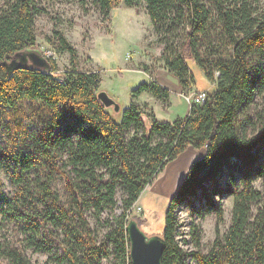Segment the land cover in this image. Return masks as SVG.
<instances>
[{"label": "trees", "instance_id": "obj_1", "mask_svg": "<svg viewBox=\"0 0 264 264\" xmlns=\"http://www.w3.org/2000/svg\"><path fill=\"white\" fill-rule=\"evenodd\" d=\"M77 1L94 4L104 18L122 2H145L165 68L189 93L194 60L212 86L185 117L159 120L148 102L132 99L118 120L98 97L100 71L82 68L77 46L62 30L49 41L58 53L69 52L68 69L60 71L49 56L51 71L30 67L9 75L4 60L37 45L36 19L44 8L40 0H0V121L11 125L13 114L25 110L34 123H18L12 148L2 152L0 169L14 186L11 195H0L2 220L21 230L26 248L50 253L45 264H133L127 226L132 218L140 226L145 221L131 214L134 204L171 161L189 147H204L166 210L162 264H184L188 254L198 264H264V106L252 108L264 95L261 0ZM144 91L164 102L171 97L157 80L142 82L133 98ZM225 194L234 197L225 238L218 235L207 254L188 253L178 238L177 210L186 205L195 214L206 207L221 221L224 209L214 196ZM89 211L104 219L103 237ZM191 232L199 246L197 224ZM0 251L12 264H33L21 246L4 242Z\"/></svg>", "mask_w": 264, "mask_h": 264}, {"label": "rangeland", "instance_id": "obj_2", "mask_svg": "<svg viewBox=\"0 0 264 264\" xmlns=\"http://www.w3.org/2000/svg\"><path fill=\"white\" fill-rule=\"evenodd\" d=\"M259 5L264 12V0H261ZM40 6L44 8V11L36 19L38 42L35 47L41 49L46 56L55 58L60 71L68 69L70 67L69 52L58 53L52 42L49 41V37H53L55 29L62 30L68 39L77 46L82 68L100 71L102 80L99 91H107L121 106L119 111H116L114 107H109L116 119L120 120L123 109L130 105L133 88L150 78L146 72L159 76L164 84L171 89V97L168 102H164L153 93L144 91L139 99L149 100L159 120L172 121L177 117L187 116L193 103L191 104L185 99L184 93L178 92L180 85L178 77L167 68L161 67L164 66V62L158 58H160L162 46L156 41L157 36L146 11L145 2L137 6H129L122 2L120 6L111 10V14L107 18H104V15L94 4L89 3L83 7L77 0H40ZM143 64L148 65V71L142 69ZM190 69L194 74L193 85L195 88L193 87V89H196L195 91L212 86V81L196 61H190ZM257 101L252 108L257 105L259 108L264 106V95L259 96ZM150 111L149 108L148 112L150 113ZM21 112H23L22 116H18V118L16 114H13L15 118L11 125L0 121V160L3 162H5V158L2 156V152L12 148L18 123L25 120L31 127L34 126L33 120L25 116L26 111L22 110ZM196 150L200 151V148H196ZM189 155H181L180 160L186 162ZM173 161L170 162L169 172L172 171L171 168L175 164L172 163ZM178 164H181L180 161ZM186 170V163L179 165L177 172L172 174L166 167L146 186L134 204L131 214H136L145 220L142 221L141 228L147 234H159L163 231L170 199L185 178ZM169 176L172 178L169 179ZM0 178L2 179L0 195L3 192L11 195L14 186L5 169H0ZM56 185L60 189L63 187L59 175H57ZM257 186L262 187L260 180H258ZM214 198L224 209L221 221L218 219V212L214 209L198 208V212L192 214L190 208L183 205L177 210L178 238L181 246L188 253L193 250L209 253L217 236L224 239L230 228L234 197L225 194L215 195ZM258 206L259 203L255 202L253 216L257 213ZM89 217L92 225L103 237L107 230L104 219H98L90 211ZM194 224H197L200 230L199 246L196 245L195 237L191 232ZM23 238L25 236L21 230L14 223L2 220V215H0V246L4 242L21 246L33 264H45L49 261L50 253L36 251L34 247L26 248ZM0 264H12L8 258L2 255L1 251ZM50 264H54V262L50 261ZM105 264H108L107 261ZM184 264H198V262L192 254H188Z\"/></svg>", "mask_w": 264, "mask_h": 264}, {"label": "water", "instance_id": "obj_3", "mask_svg": "<svg viewBox=\"0 0 264 264\" xmlns=\"http://www.w3.org/2000/svg\"><path fill=\"white\" fill-rule=\"evenodd\" d=\"M9 75L15 70L35 67L45 71H51L52 62L41 49L30 47L17 51L4 60ZM99 99L106 107H114L116 111L121 109L118 101L107 91L98 92ZM131 241V258L133 264H162L166 243L160 234H147L139 225L137 219L132 218L127 226Z\"/></svg>", "mask_w": 264, "mask_h": 264}, {"label": "crops", "instance_id": "obj_4", "mask_svg": "<svg viewBox=\"0 0 264 264\" xmlns=\"http://www.w3.org/2000/svg\"><path fill=\"white\" fill-rule=\"evenodd\" d=\"M161 67H163V68H165L164 66H161ZM149 76H150V78L149 79H147L146 81H151V80H157L158 82H160V83H162L163 85H165L164 84V81L159 77V76H157L155 73H150V72H146ZM180 82V81H179ZM165 86H167V85H165ZM195 85H193V87H194ZM168 87V86H167ZM169 88V87H168ZM195 88V87H194ZM134 89V88H133ZM170 89V88H169ZM178 92L180 93V94H185V93H187V92H185L184 91V89H183V86H182V84L180 83V85H179V88H178ZM191 90H196V89H191ZM170 91H171V89H170ZM191 92V91H190ZM142 95V94H141ZM154 95V94H153ZM139 97H140V95L139 96H137V97H135V98H133L132 97V99H134L135 101H137L138 103H140V104H144L145 102H148L149 103V100H146V101H143V100H141V99H139ZM132 101V100H131ZM171 102V101H170ZM149 105H150V103H149ZM151 106V105H150ZM152 107V106H151ZM153 108V107H152ZM196 150V148H194V147H189L185 152H183L181 155H183V154H190L189 155V157L187 158V160H186V162L185 161H183V160H180L181 159V155L177 158V159H175L172 163H175L173 166H172V168H171V170L173 171H171V172H169V167H170V163L168 164V166H166L167 168H168V172L169 173H174V172H177V170H178V168H179V165H181V164H184V163H186L187 164V170H186V175H187V173H188V170H189V166L191 165V163L193 162V161H195V160H197V159H200L201 157H203L204 155H205V152H206V148H201L200 149V151H195ZM179 161H180V163L181 164H178L179 163ZM170 175V174H169ZM169 179L170 178H172V177H168ZM175 194V193H174Z\"/></svg>", "mask_w": 264, "mask_h": 264}, {"label": "built area", "instance_id": "obj_5", "mask_svg": "<svg viewBox=\"0 0 264 264\" xmlns=\"http://www.w3.org/2000/svg\"><path fill=\"white\" fill-rule=\"evenodd\" d=\"M209 89H203L199 91H191L187 94H183L186 100L192 103H202L206 100L208 96Z\"/></svg>", "mask_w": 264, "mask_h": 264}]
</instances>
